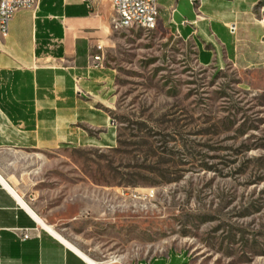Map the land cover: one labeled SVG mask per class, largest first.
<instances>
[{
	"label": "rangeland",
	"instance_id": "374dc122",
	"mask_svg": "<svg viewBox=\"0 0 264 264\" xmlns=\"http://www.w3.org/2000/svg\"><path fill=\"white\" fill-rule=\"evenodd\" d=\"M116 147L0 158L95 261L264 264V73L202 68L160 30L111 32Z\"/></svg>",
	"mask_w": 264,
	"mask_h": 264
},
{
	"label": "crops",
	"instance_id": "0c3cea01",
	"mask_svg": "<svg viewBox=\"0 0 264 264\" xmlns=\"http://www.w3.org/2000/svg\"><path fill=\"white\" fill-rule=\"evenodd\" d=\"M158 5V30L198 66L264 73V0H158ZM115 17L111 0H40L37 11L14 16L8 35L0 34V158L116 147L115 74L104 61ZM100 55L103 61L95 62ZM21 200L25 203L0 169V264H88ZM21 231L31 238L22 240ZM187 262L185 255L170 252L136 264Z\"/></svg>",
	"mask_w": 264,
	"mask_h": 264
},
{
	"label": "built area",
	"instance_id": "2783aa9c",
	"mask_svg": "<svg viewBox=\"0 0 264 264\" xmlns=\"http://www.w3.org/2000/svg\"><path fill=\"white\" fill-rule=\"evenodd\" d=\"M193 2V0H191ZM112 8L115 12V19L112 23V31L129 30L136 28L138 24H147V32L158 29L160 18V7L158 0H111ZM40 6V0H0V29L2 36L6 37L9 33L10 23L14 16L20 11L35 12ZM260 23H264V17ZM232 34L236 33V26L230 28ZM97 49L102 51V47ZM95 62H102L103 56L94 58ZM113 124L115 122L112 121ZM20 238L28 240L31 238L28 231H21ZM98 264H109L108 261H98Z\"/></svg>",
	"mask_w": 264,
	"mask_h": 264
},
{
	"label": "bare ground",
	"instance_id": "6f19581e",
	"mask_svg": "<svg viewBox=\"0 0 264 264\" xmlns=\"http://www.w3.org/2000/svg\"><path fill=\"white\" fill-rule=\"evenodd\" d=\"M24 1H34V0H24ZM138 29H142L144 31H147V24H138ZM0 34H2V29H0ZM22 204L32 213V215L38 220V222L48 231L50 232L54 237H56L59 241H61L64 245H66L68 248L73 250L76 254H78L83 260H85L88 264H98V261H95L91 257H89L86 253H84L82 250H80L77 246H75L73 243L65 239L62 235H60L54 227L46 224L43 222L30 208L21 200ZM109 264H111L109 262Z\"/></svg>",
	"mask_w": 264,
	"mask_h": 264
}]
</instances>
